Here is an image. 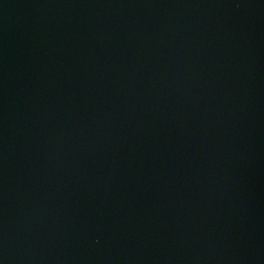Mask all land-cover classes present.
<instances>
[{"label":"water","instance_id":"95a60500","mask_svg":"<svg viewBox=\"0 0 264 264\" xmlns=\"http://www.w3.org/2000/svg\"><path fill=\"white\" fill-rule=\"evenodd\" d=\"M0 264H264V0H0Z\"/></svg>","mask_w":264,"mask_h":264}]
</instances>
